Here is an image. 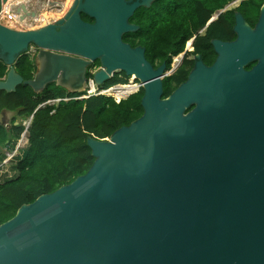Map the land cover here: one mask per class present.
I'll return each instance as SVG.
<instances>
[{
  "label": "water",
  "instance_id": "water-1",
  "mask_svg": "<svg viewBox=\"0 0 264 264\" xmlns=\"http://www.w3.org/2000/svg\"><path fill=\"white\" fill-rule=\"evenodd\" d=\"M151 1L75 0L35 29L0 24V90L83 92L95 60L97 85L123 71L143 89L137 119L87 138L94 161L84 174L0 224V264H264V3L253 27L235 12L236 38L211 41L210 68L161 97L163 69L122 40ZM14 10L36 15L26 3ZM31 45L35 71L23 79L14 64Z\"/></svg>",
  "mask_w": 264,
  "mask_h": 264
},
{
  "label": "trees",
  "instance_id": "trees-1",
  "mask_svg": "<svg viewBox=\"0 0 264 264\" xmlns=\"http://www.w3.org/2000/svg\"><path fill=\"white\" fill-rule=\"evenodd\" d=\"M233 0H152L148 6L135 9L130 22L137 25L134 31L125 32L122 40L130 36L145 47V57L153 62L165 60L184 48L193 35L194 52H200L204 62L210 63L211 38L225 39L232 31L234 14L239 12L249 25H254L264 0H241L236 7L225 9L207 24L204 34L197 33L211 15ZM85 21L90 17L81 13ZM136 45L134 41H129ZM192 60H184L183 65H191ZM99 65L95 60L91 66ZM90 66V67H91ZM23 79H30L35 71L34 60L21 54L14 64ZM90 67L86 77L92 76ZM190 69H177L164 77L162 95L166 97L180 82L184 81ZM6 66L0 61V77ZM114 73L99 85L107 87L115 83H125L127 75L123 71ZM82 92H69L55 83H49L34 93L28 85L19 84L15 91L0 90V110H15L23 106L22 119L32 116L28 127L27 145L15 159V174L0 183V224L10 219L22 204L32 202L37 196L50 193L58 187L70 183L78 175L84 174L94 161L87 138L105 139L123 125H128L143 112L140 100L142 87L118 103L105 95H90L83 99L72 97ZM71 97L56 104L39 107L47 99ZM190 105L186 111L190 110ZM53 111V112H51ZM23 130L21 122L12 124L9 132L0 124V147L10 149ZM4 155L0 157L2 160Z\"/></svg>",
  "mask_w": 264,
  "mask_h": 264
},
{
  "label": "built area",
  "instance_id": "built-area-1",
  "mask_svg": "<svg viewBox=\"0 0 264 264\" xmlns=\"http://www.w3.org/2000/svg\"><path fill=\"white\" fill-rule=\"evenodd\" d=\"M241 1V0H240ZM22 3L27 4L28 10L34 9L36 11V15L34 17H25L22 20H19L18 14L15 12V8L19 6ZM56 10L58 9V3L57 0H6L4 3H1L0 0V24L6 25L10 28L20 30L23 27L28 26L29 23L37 24L40 22L41 18L40 15L45 10ZM56 19L51 17L49 19V23L55 21ZM37 51V48L33 45L29 46L26 53L27 55L34 56L35 52ZM178 57V55L173 56L172 59ZM97 69H93L90 72L93 73ZM135 78L127 79L125 83H115L112 85H109L105 88L99 87L97 85L92 76L87 78L86 83V89L82 92L81 95L72 97L73 99H83L90 95H105L108 97H111L114 99L115 102H119L121 99H124L128 97L129 95L137 92L140 87H142V84L139 82V80H134ZM131 85L132 89L129 93H127L125 96L117 97L114 95V91L118 90V88L122 86ZM71 97H64V98H56V99H47L43 102H41L38 106L44 107L46 104L49 105V103L58 102L60 100L68 101ZM53 112V111H51ZM32 116L26 117L24 121L22 120L21 124L23 126V130L19 137L14 142V149L12 153L5 152V157L1 160V164H7L9 159H12V156L14 154H19L22 152V150L27 145V134H28V127L30 125ZM106 139V138H105ZM11 150V149H10Z\"/></svg>",
  "mask_w": 264,
  "mask_h": 264
},
{
  "label": "flooded vegetation",
  "instance_id": "flooded-vegetation-1",
  "mask_svg": "<svg viewBox=\"0 0 264 264\" xmlns=\"http://www.w3.org/2000/svg\"><path fill=\"white\" fill-rule=\"evenodd\" d=\"M130 23L136 25L133 22H130ZM249 26L250 27H253L254 25H252V26L249 25ZM201 29H202V27L198 29L197 33L200 34V35H203L205 29L203 31ZM231 30L233 31V27H232ZM194 37H195V35H193L189 39V43H185L183 50L181 52H179L178 54H176V55H178V57H176L174 59H172V58H173V56H176V55H173V56L170 57V62H169L168 65L166 64V61L165 60L160 61V63H158L157 61H153V62L149 61L145 57V47L142 46V45H140L139 43H137V40L134 37L130 36L129 41L136 42L137 43L136 45H131L129 41H125V40H123V41L126 42V43H128L131 47H135V46L143 47L144 48V57L150 63V65L152 66V68L153 69H158L159 67H161V69H163V73H164L163 78H162V81H163L164 77L173 74L177 69H190L191 70V69H208V68H210V65L215 61V59L217 57V52L215 51L214 46H213V44H212L211 41L212 40H220V41H223V42H230V41H233L236 38V33L235 32H231V33L229 32L227 34V36H226L227 38H225V39L211 38L209 40V42L211 43V48L208 51H210V55H211V58H212V60H211L210 63L204 62V59L202 57V54L199 51L198 52H194V50H195L194 45H193ZM28 57L30 59H33L34 60V56L28 55ZM185 59L186 60H192L193 63L191 65H183V61ZM199 60L203 63L204 66H201V67H196L195 66V62L196 61H199ZM255 63H256V60L255 59L250 60L246 65L243 66V68L249 70V69H251V67ZM34 64H35V62H34ZM99 68H100V63H99V65L96 66L95 69H99ZM190 70H189V72H190ZM120 72L121 71H117L115 73H118L122 77V74ZM131 77L132 76H128L126 79H130ZM134 80H137V79H134ZM184 81H182V82H184ZM182 82H180V83H182ZM0 113L2 114V120H3L2 125H4L5 128H7V130L10 132L11 131L12 124L16 125L19 122H21L22 115H23V106H18V107L15 108V110L2 109V110H0Z\"/></svg>",
  "mask_w": 264,
  "mask_h": 264
},
{
  "label": "rangeland",
  "instance_id": "rangeland-1",
  "mask_svg": "<svg viewBox=\"0 0 264 264\" xmlns=\"http://www.w3.org/2000/svg\"><path fill=\"white\" fill-rule=\"evenodd\" d=\"M64 1L65 0H57L58 8H60V2H64ZM74 1L75 0H66V3H67L66 11L74 3ZM239 2H240V0H233L230 3L227 4V7L226 8L236 7L239 4ZM65 12L62 13L61 15H59V17H57V19L63 17V15H65ZM45 24H46V22L45 23H42L41 25L39 24V25H36V26L35 25H29L28 24V26L23 27L20 30L34 29V28H37V27L42 26V25H45ZM186 43H189V42L187 41ZM34 56H35V54H34ZM94 68H96V66H91L90 67V71L93 70ZM56 103H57V101L56 102H53V103H49V105L56 104ZM24 119H22V120L24 121ZM22 120H21V122H22ZM107 138H109V137H107ZM13 147L11 148V150H10V147H7V148L5 146L0 147V157L3 156V155L5 157V152L6 151L11 154L12 151H13V149H14ZM17 156H18V154H14V156H12V159H9L8 160V163L7 164H1L0 165V183L3 182L4 180H7V179L12 178L14 176V174H15L14 162H15V159H16ZM0 162H1V159H0Z\"/></svg>",
  "mask_w": 264,
  "mask_h": 264
},
{
  "label": "bare ground",
  "instance_id": "bare-ground-1",
  "mask_svg": "<svg viewBox=\"0 0 264 264\" xmlns=\"http://www.w3.org/2000/svg\"><path fill=\"white\" fill-rule=\"evenodd\" d=\"M66 8H67V3H66V0H65L64 2H60V8L56 9L55 11H53L51 9L43 11L42 14L40 15L41 20H40L39 23H37V24L29 23V25H35L36 26V25H39V24L41 25L42 23H45V22H46V24H48L49 23V19L51 17L57 19V17H59V15H61L62 13H64L66 11ZM39 27H41V26H39ZM188 42H189V40H188ZM131 89H132L131 85L122 86V87L118 88V90L114 91V95L117 96V97L125 96L127 93H129L131 91Z\"/></svg>",
  "mask_w": 264,
  "mask_h": 264
}]
</instances>
